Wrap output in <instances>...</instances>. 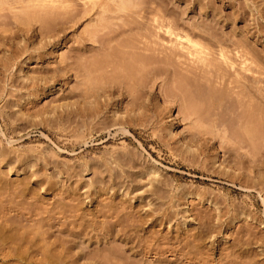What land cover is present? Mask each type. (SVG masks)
<instances>
[{
  "label": "rangeland",
  "instance_id": "rangeland-1",
  "mask_svg": "<svg viewBox=\"0 0 264 264\" xmlns=\"http://www.w3.org/2000/svg\"><path fill=\"white\" fill-rule=\"evenodd\" d=\"M20 1L0 0V216L7 213L14 225L7 232L3 224L9 222L0 217V264H264L262 102L258 105L261 115L257 120L261 124L253 132L252 113L245 105L238 109L242 122L233 116H226L224 120L222 115L209 116L214 105L212 99L216 102L217 97L229 94V88L226 93L218 80H213L217 83L215 89L212 88L215 84L204 83L198 77L191 79L179 67L174 71L173 68L162 70V75L158 73L161 71L151 68L142 75L133 74L136 78L132 79L134 76L127 72L120 74L125 71L117 60L125 61L120 51L112 53L115 57L118 52L115 62L110 57L121 41L129 46L137 40L145 42L146 38L149 46L160 45L168 52L174 47L181 49L189 37L199 40L197 46L201 42L203 48L207 47L209 54H203L201 60L209 65L206 69L212 65L214 69L219 68L218 71L211 68L213 72H226L225 77L233 79L228 86L242 85V92L247 94L254 82L252 78L258 75L262 97L264 0ZM128 25L131 33L125 31L114 37L116 40L101 38V30L106 32L121 26L128 29ZM189 30L196 33L191 35ZM89 34L94 37L86 38ZM100 43L105 49L108 46L109 51L104 48L101 51ZM109 45L116 46L110 49ZM183 49L178 60L173 55L155 57L154 49H150V54L148 50L147 54L142 51L140 58L134 54L133 58L138 63L145 60L149 65L162 58L159 65L173 66L181 59L186 62L192 59L185 55L187 50L182 56ZM221 51L234 59L233 65L221 58ZM132 56L125 57L123 64L127 67H132L128 63ZM103 57L106 62L112 58L116 67L110 59L104 66ZM136 64L133 63L134 67ZM123 74L131 76V83L124 77L123 84H119ZM113 75L116 81L111 79ZM109 83L115 87L112 91L105 87ZM126 83L133 88L126 87ZM99 84L102 89L97 88ZM129 92L132 93L129 95ZM224 127H227L226 135ZM29 207H33L32 212ZM6 208H19L28 214L27 218L22 221L23 218ZM15 223L21 225L19 229ZM15 233L21 236L20 240ZM62 239L67 240L65 244L71 250L67 252L69 255L66 253V260L62 257L63 262L56 255L57 246L62 243L58 241ZM44 251L46 255L51 251L48 257L52 258H43Z\"/></svg>",
  "mask_w": 264,
  "mask_h": 264
},
{
  "label": "bare ground",
  "instance_id": "bare-ground-1",
  "mask_svg": "<svg viewBox=\"0 0 264 264\" xmlns=\"http://www.w3.org/2000/svg\"><path fill=\"white\" fill-rule=\"evenodd\" d=\"M4 1V0H3ZM16 1V0H15ZM20 1V0H19ZM22 1V0H21ZM20 1V2H21ZM33 1V0H32ZM39 1V0H38ZM51 1V0H50ZM26 3H27V1H25ZM30 2V1H29ZM52 2V1H51ZM54 2V1H53ZM1 3V2H0ZM13 3V2H12ZM17 3V2H16ZM15 3V4H16ZM45 3V2H44ZM14 4V5H15ZM18 4H20V3H18ZM34 4V3H33ZM53 5V4H52ZM62 5H63V3H62ZM242 5V4H241ZM134 6V5H133ZM136 6V5H135ZM11 7V6H10ZM41 7V6H40ZM67 7V6H66ZM3 8V7H2ZM125 8V7H124ZM158 9V8H157ZM160 9V8H159ZM242 9V8H241ZM250 9V8H249ZM37 10V9H36ZM46 10V9H45ZM110 10V9H109ZM115 10V9H114ZM128 10V9H127ZM42 11V10H41ZM44 11V10H43ZM43 11H42V13H43ZM47 12H48V10H46ZM159 11V10H158ZM165 11V10H164ZM169 11V10H168ZM246 11V10H245ZM250 11H251V9H250ZM257 11H258V9H257ZM262 11V10H261ZM260 11V12H261ZM38 12H40V10L38 9ZM53 12V11H52ZM56 12V11H55ZM121 12V11H120ZM127 12V11H126ZM133 12V11H132ZM238 12V11H237ZM252 12V11H251ZM263 12V11H262ZM48 13H50V12H48ZM54 13V12H53ZM53 13H51V14H53ZM57 13V12H56ZM63 13V12H62ZM105 13V12H104ZM124 13H125V11H124ZM214 13V12H213ZM28 14V13H27ZM31 14V13H30ZM116 14V13H115ZM263 14V13H262ZM16 15V14H15ZM18 15V14H17ZM32 15V14H31ZM34 15V14H33ZM50 15V14H49ZM61 15V14H60ZM64 15H65V13H64ZM64 15H62L63 17H64ZM68 15V14H67ZM168 15V14H167ZM11 16V15H10ZM42 16V15H41ZM46 16H48V14L46 15ZM66 16V15H65ZM113 16V15H112ZM116 16V15H115ZM144 16V15H143ZM241 16V15H240ZM21 17V16H20ZM20 17H18L19 19H20ZM29 17V16H28ZM68 17V16H67ZM145 17V16H144ZM246 17V16H245ZM248 17V16H247ZM22 18H23V16H22ZM31 18H32V16H31ZM34 18V17H33ZM244 18V17H243ZM258 18V17H257ZM37 19V18H36ZM55 19H57V18H55ZM68 19V18H67ZM139 19V18H138ZM141 19V18H140ZM16 20V19H15ZM14 20V21H15ZM29 20H30V18H29ZM44 20V19H43ZM49 20V19H48ZM51 20V19H50ZM59 20H61V19H59ZM69 20V19H68ZM67 20V21H68ZM256 20H258V19H256ZM14 21H12V23H14ZM21 21H24V20H21ZM28 21V20H27ZM54 21H56V20H54ZM65 21V20H64ZM95 21V20H94ZM98 21V20H97ZM99 21H100V19H99ZM110 21V20H109ZM175 21V20H174ZM252 21V20H251ZM25 22V21H24ZM23 22V23H24ZM39 22V21H38ZM43 22V21H42ZM45 22V21H44ZM43 22V23H44ZM46 22H47V19H46ZM45 22V23H46ZM58 22V21H57ZM63 22V21H62ZM61 22V23H62ZM66 22V21H65ZM70 22V21H69ZM101 22V21H100ZM250 22V21H249ZM257 22V21H256ZM33 23H35V22H33ZM51 23V22H50ZM56 23V22H55ZM55 23H53V24H55ZM59 23V22H58ZM57 23V24H58ZM96 23V22H95ZM98 23V22H97ZM109 23V22H108ZM32 24V23H31ZM46 24H48L49 25V23H46ZM94 24V23H93ZM99 24V23H98ZM104 24V23H103ZM145 24H147V23H145ZM163 24V23H162ZM246 24V23H245ZM16 25V24H15ZM102 25V24H101ZM111 25V24H110ZM251 25V24H250ZM13 26V25H12ZM25 26V25H24ZM27 26V25H26ZM72 26V25H71ZM95 26V25H94ZM129 26V25H128ZM140 26V25H139ZM138 26V27H139ZM143 26V25H142ZM153 26V25H152ZM156 26V25H155ZM245 26V25H244ZM249 26V25H248ZM259 26V25H258ZM262 26V25H261ZM32 27V26H31ZM52 27L53 26H51V30H52ZM104 27V26H103ZM122 27V26H121ZM121 27H120V29H111V28H109V31H106V32H103L104 30H101V38H102V36L103 37H106V39H108V41H110V40H112V38H114V37H116L117 35H122L123 33H126L127 31H129L130 33H131V31H130V29H131V27L129 26V28L128 29H125V28H123L122 27V29H121ZM194 27V26H193ZM13 28V27H12ZM54 28H55V26H54ZM54 28H53V30H54ZM66 28V27H65ZM64 28V29H65ZM98 28V27H97ZM134 28H135V26H134ZM133 28V29H134ZM245 28V27H244ZM252 28V27H251ZM3 29V28H2ZM34 29H35V27H34ZM44 29H46V28H44ZM93 29V28H92ZM111 29V30H110ZM146 29V28H145ZM158 29V28H157ZM256 29V28H255ZM1 30V29H0ZM5 30V29H4ZM47 30H49V29H47ZM155 30H156V28H155ZM163 30V29H162ZM169 30V29H168ZM182 30V29H181ZM259 30V29H258ZM22 31V30H21ZM36 31V30H35ZM46 31V30H45ZM89 30H87L86 32H88ZM93 31V30H92ZM94 31H96V29L94 28ZM126 31V32H125ZM157 31V30H156ZM159 31H161V30H159ZM249 31H250V29H249ZM1 32H2V30H1ZM4 32V31H3ZM42 33L44 32L43 30L41 31ZM48 32V31H47ZM51 32V31H50ZM54 32H55V30H54ZM60 32V31H59ZM85 32V33H86ZM97 32V33H98ZM103 32V33H102ZM145 32V31H144ZM144 32H142L143 33V36H144ZM151 32V31H150ZM171 32V31H170ZM172 32H174V31H172ZM204 32V31H203ZM255 32V31H254ZM259 32H261L260 30H259ZM14 33V32H13ZM32 33V32H31ZM89 33H91L90 31H89ZM93 33V32H92ZM97 33H94V35H97ZM98 33V34H99ZM133 33V32H132ZM138 33H140V32H138ZM160 33V32H159ZM175 33V32H174ZM189 33L191 34V35H194L196 32L195 31H193V30H189ZM252 33H253V31H252ZM255 33H257V31L255 32ZM262 33V32H261ZM11 33H9L8 35H10ZM16 35H17V33H15ZM14 34V35H15ZM22 34V33H21ZM38 34V33H37ZM39 34H40V32H39ZM45 34V33H44ZM50 34V33H49ZM55 34V33H54ZM59 34V33H58ZM88 34V33H87ZM128 34V33H127ZM176 34V33H175ZM179 34V33H178ZM198 34V33H197ZM30 35V34H29ZM46 35V34H45ZM56 35V34H55ZM92 35V37H94V35L93 34H89L86 38H92V37H90ZM132 35V34H131ZM139 35V34H138ZM141 35V34H140ZM181 35V34H180ZM214 35H217V34H214ZM253 35V34H252ZM255 35V34H254ZM51 36V35H50ZM53 36V35H52ZM98 36V35H97ZM176 35H174V37H175ZM261 36V35H260ZM21 37V36H20ZM40 37V36H39ZM96 37V36H95ZM118 37V36H117ZM177 37V36H176ZM9 38V37H8ZM16 38H18V37H16ZM30 38V37H29ZM45 38V37H44ZM49 38V37H48ZM98 38H99V36H98ZM140 38V37H139ZM144 38V37H143ZM180 38V37H179ZM211 38V37H210ZM215 38H217V37H215ZM259 38V37H258ZM94 39V38H93ZM96 39V38H95ZM131 39V38H130ZM135 38H133V40H134ZM148 39V38H147ZM169 39V38H168ZM194 39V38H193ZM209 39V38H208ZM87 40V39H86ZM102 40V39H101ZM114 40H116L115 38H114ZM144 40V39H143ZM149 40V39H148ZM147 40V41H148ZM179 40V39H178ZM177 40V41H178ZM186 42H187V46L186 45H183V47H181V49H183V48H185V49H183V51H182V56H183V52H184V50H187V52L185 53V55H187V56H190L192 59H186L188 62H186V61H181V60H179V62L177 61L179 58H177L178 57V55H180V51H181V49H180V47H179V43H178V47L179 48H175L173 45V47H174V50H173V48H171V49H169V51L167 52L166 51V49H164V48H162V47H160V45H159V47H155L154 45V47H152L151 45L149 46L148 44V42L146 41V38H145V42H143L142 40L140 41V40H137V43H133V44H131V45H129L128 46V44H126V45H124V43L122 44L121 42H119V46L117 45H113V46H116V47H120V45H121V47L120 48H116V47H114V50H112V52L110 53L111 54V56L109 55V53H107L108 54V56H110V57H112L111 59L114 61V59H117V58H115L116 56H117V53H115V57H113V52H116V51H120L119 52V54H121V56L123 55V59H125V61H126V58L125 57H127V59H129L128 57L130 56V55H132L133 54V56H132V58L128 61V63L129 64H132L131 66L132 67H134V65H133V63L135 62V64H136V62L137 61H135L134 59L136 58H133L135 55L134 54H138L137 56L139 57L141 54H143V52L142 51H144V52H146L147 50H148V52L150 51V49H151V51H153L152 49H154V52L155 51H157L156 52V55H155V57H158V58H160V57H164V56H167V55H173V57L172 58H174L175 59V57L177 58V62L178 63H176V62H174L175 64H173V66L172 65H167L166 63H163L162 65H159L160 64V61H162V58H161V60L159 59L158 61H159V63H158V61L155 63V61H154V64L152 65V64H150L149 65V63H146L145 62V60H141V61H144V63L142 62V63H138L137 62V66L136 67H134V68H132V67H130V65H129V67H127L126 65H124L125 64V61H123L124 62V64H123V62H121V58H118L117 60H120L119 61V63L120 64H122L123 66H122V68H124L125 69V71L124 72H121V71H119V72H121L120 74H121V76H122V73H125V72H127L128 73V75L129 74H131V75H133V74H135V75H137V73H143L145 70L146 71H148V70H151V68L152 69H154L153 71H155V72H157V71H161V72H158L159 73V75L161 74L162 75V72L163 71H165L166 69H167V71H169V70H171V68H173V71L174 70H176V69H179L180 68V70L182 69V72H183V70H184V74H185V72H186V74H190L191 76L189 77V78H191V79H195V77H198V78H200V81H201V79H202V81L204 82V83H208L207 81H209V82H211V83H213V84H215L214 83V81L213 80H215V81H217L218 83H219V85H221L220 87H221V89H227V88H229V89H227V90H229V94L227 93L228 91L226 90V93L227 94H225V95H223V96H226V97H223V96H221V97H217L218 99L216 100V102L215 101H213V99H212V104H213V102H214V105H213V107H212V111H211V109H210V111H211V113H210V115L209 116H215L216 117V115L217 116H219V117H221L220 115H222V117L221 118H223V120H224V118L227 116H233L234 117V119H236V120H238L239 119V121H240V113H239V110L241 109V107L242 106H247V107H249L250 108V112L252 113V116H250V117H252L253 118V120H254V122H253V125H254V129H252V130H254L253 132H255L256 130H255V128H257L258 127V125L260 126V124L257 122V120L258 119H260L259 117H260V112H259V110L260 109H258V105L261 103V104H263L264 105V101H263V99H262V97H264V96H262L261 97V91H260V87L257 85V83H258V78L259 77H257L258 75H256V76H254L252 79L254 80V82L251 80V82H253V84L252 85H250V87H251V89H247V90H249V92H250V95H247L249 92L247 91V94H246V92H245V94L242 92L243 90H241V87H243L242 85H239V86H236L235 84V87L237 88H239V90H238V88L236 89L237 91H235V87L233 86V87H231V86H228V83H229V81L230 80H233V79H229L228 80V78L227 77H225V74H226V72L225 73H220V71H219V74L218 73H215V72H213L212 70H211V68L212 69H214L213 67H212V65H210L211 66V68L208 70V69H206V67L205 66H209V65H205V63H203L201 60L204 58V57H202L203 56V54H206L207 53V47H205V48H203L201 45L203 44V43H199V45H200V47L199 46H197V42H199V40H197V42L196 41H193L192 39H190L189 37L188 38H186ZM202 40V39H201ZM203 40H205V39H203ZM227 40V39H226ZM35 41V40H34ZM79 41H81V40H79ZM104 41V40H103ZM208 41V40H207ZM210 41V40H209ZM212 41V40H211ZM211 41H210V43H211ZM230 41V40H229ZM228 41V42H229ZM112 42V41H111ZM156 42V41H155ZM174 42V41H173ZM173 42L171 43V44H173ZM38 43V42H37ZM81 43V42H80ZM104 43H107L106 41L104 42ZM118 43V42H117ZM154 43V42H153ZM219 43V42H218ZM222 43V42H221ZM4 44V43H3ZM31 44V43H30ZM41 44V43H40ZM101 44V48H100V50L102 49V48H104L105 49V46H103L102 45V43H100ZM108 44V43H107ZM106 44V45H107ZM110 44H113V43H110ZM130 44V43H129ZM184 44V43H183ZM207 44H208V42H207ZM241 44V43H240ZM243 45L245 44L244 42L242 43ZM96 45V44H95ZM180 45L182 46V44L180 43ZM21 46V45H20ZM87 46V45H86ZM110 46V49H113L112 47V45H109ZM7 47V46H6ZM37 47V46H36ZM43 47V46H42ZM108 46H106V49L105 50H107V51H109V48H107ZM170 47H171V45H170ZM228 47V46H227ZM241 47H245V46H241ZM15 48H18V47H16V45H15ZM89 48V47H88ZM190 48H193L194 50H192V51H194V52H191V51H189V49ZM224 48V47H223ZM223 48H221V49H223ZM247 48V47H246ZM249 48V47H248ZM44 49V48H43ZM104 49H103V51H104ZM117 49V50H116ZM119 49V50H118ZM176 49V50H175ZM78 50H80V49H78ZM100 50L98 51V53L100 52ZM229 50V49H228ZM247 50V49H246ZM253 50V49H252ZM19 51H20V49H19ZM102 51V50H101ZM111 51V50H110ZM14 52H15V49H14ZM142 52V53H141ZM153 52V53H154ZM243 52H245V51H243ZM247 52V51H246ZM113 53V54H112ZM153 53H151V55L153 54ZM159 53L160 54H162V56H158L159 55ZM164 53V54H163ZM242 53V51L240 52V54ZM254 53V52H253ZM17 54V53H16ZM79 54H80V52H79ZM97 54V53H96ZM130 54V55H129ZM146 54H147V52H146ZM149 54H150V52H149ZM207 54H209V53H207ZM206 54V55H207ZM235 54V53H234ZM238 54V53H237ZM236 54V55H237ZM239 54V55H240ZM256 54V53H255ZM20 55V54H19ZM72 55H73V53H72ZM100 55H101V52H100ZM154 55V54H153ZM152 55V56H153ZM177 55V56H176ZM185 55H184V57H185ZM205 55V57L206 58H208L207 56ZM220 55L222 56L221 58L223 59V57H224V59H225V61H228V62H230V64L231 63H233V58H231V57H229V56H227L226 55V53H224L223 51H221V53H220ZM245 55V54H244ZM82 56V55H81ZM91 56V55H90ZM102 56H104L103 54H102ZM106 56V55H105ZM108 56H107V58H108ZM118 56H120V55H118ZM168 56V57H169ZM175 56V57H174ZM243 56V55H242ZM247 56V55H246ZM252 56V55H251ZM83 57V56H82ZM98 57H99V55H98ZM234 57V56H233ZM254 57V56H253ZM252 57V58H253ZM75 58V57H74ZM140 58V57H139ZM148 58V57H147ZM205 58V59H206ZM218 58V57H217ZM235 58V57H234ZM250 58V57H249ZM78 59V58H77ZM88 59V58H87ZM86 59V60H87ZM110 59V58H109ZM109 59H107V62H108V60ZM110 59V60H111ZM143 59H144V57H143ZM145 59H146V55H145ZM154 59V58H153ZM152 59V60H153ZM170 59V58H169ZM204 59V60H205ZM220 59V58H219ZM256 59V58H255ZM65 60V59H64ZM89 60V59H88ZM91 60V59H90ZM95 60V59H94ZM96 60H98L97 58H96ZM103 60H104V57H103ZM109 60V61H110ZM110 61V62H112V66L114 65L113 63L115 62H113V61ZM139 60V59H138ZM149 60V59H148ZM151 60V59H150ZM152 60H151V62H152ZM157 60V59H156ZM166 60V59H165ZM258 60V59H257ZM260 60V59H259ZM84 61V60H83ZM82 61V62H83ZM99 61V60H98ZM105 61V60H104ZM207 61V60H206ZM211 61V60H210ZM221 61V60H220ZM245 61V60H244ZM88 62H90V61H88ZM87 61H86V63H88ZM106 61L105 62H103L104 64V66H106V65H108V64H106L107 63ZM109 62V66L111 65V63ZM199 62H200V64H199ZM202 62V63H201ZM205 62V61H204ZM227 62V63H228ZM243 62V61H242ZM257 62V61H256ZM80 63H81V60H80ZM101 63H102V61H101ZM162 63V62H161ZM169 63V62H168ZM173 63V62H172ZM207 63V62H206ZM246 63H247V61H246ZM66 64H67V61H66ZM75 64H76V62H75ZM78 64V63H77ZM82 64H84V63H82ZM92 64H94V63H92ZM91 63H90V65H92ZM166 64V65H165ZM209 64V63H208ZM243 63H241V65H242ZM251 64V63H250ZM85 65H87V64H85ZM175 65V66H174ZM204 65V66H203ZM227 65V64H226ZM231 65H233V64H231ZM230 65V66H231ZM261 65V64H260ZM74 66V65H73ZM78 66V65H77ZM93 66V65H92ZM98 66H100V65H98ZM109 66H108V68H109ZM126 66V67H125ZM72 67V66H71ZM70 67V68H71ZM85 67V66H84ZM87 67V66H86ZM90 67L91 66H89V68H87V69H89L88 71H90ZM101 67V66H100ZM114 67V66H113ZM116 67V66H115ZM114 67V68H115ZM119 67H120V65H119ZM119 67H118V70H120L119 69ZM179 67V68H178ZM205 67V68H204ZM215 67V66H214ZM223 67H224V65H223ZM235 67V66H234ZM233 67V68H234ZM251 67V66H250ZM83 68V67H82ZM92 68V67H91ZM94 68H95V65H94ZM96 68H98V67H96ZM95 68V69H96ZM102 68V67H101ZM107 68V67H106ZM105 68V69H106ZM121 68V67H120ZM208 68V67H207ZM225 68V67H224ZM252 68V67H251ZM69 69V68H68ZM75 69V68H74ZM73 69V70H74ZM77 69H78V67H77ZM81 69V68H80ZM85 69V68H84ZM86 69V70H87ZM112 69V68H111ZM215 69H217V68H215ZM214 69V70H215ZM219 69V68H218ZM218 69H217V71H218ZM235 69V68H234ZM237 69H238V67H237ZM255 69V68H254ZM97 70V69H96ZM99 70L101 71L102 69H100L99 68ZM107 70V69H106ZM163 70V71H162ZM224 69L222 68V71L221 72H224L223 71ZM241 70V69H240ZM246 70V69H245ZM248 70V69H247ZM82 71H83V69H82ZM81 71V72H82ZM87 71V72H88ZM111 71V70H110ZM117 71V70H116ZM145 71V72H146ZM153 71H151V73L153 72ZM216 71V72H217ZM227 71V70H226ZM93 73L92 74H94V71H92ZM107 72H109V71H107ZM144 72V73H145ZM150 72V71H149ZM180 72V71H179ZM253 72V71H252ZM259 72V71H258ZM85 73V72H84ZM98 73H99V71H98ZM101 73H103V72H101ZM114 73V72H113ZM117 73V72H116ZM127 73H125V74H127ZM166 73V72H165ZM168 73V72H167ZM166 73V74H167ZM175 73V72H174ZM257 73V72H256ZM87 74V73H86ZM97 74V72L95 71V75ZM108 74V73H107ZM139 74V75H140ZM152 74H154L155 75V73H152ZM157 74V73H156ZM172 74V73H171ZM241 74V73H240ZM263 74V73H262ZM61 75V74H60ZM139 75H137V76H139ZM142 75V74H141ZM153 75V76H154ZM158 75V74H157ZM156 75V76H157ZM246 74L244 73V76H245ZM261 75V74H260ZM97 76V75H96ZM104 76H106L105 74L103 75V77ZM114 76V75H113ZM118 76H119V74H118ZM121 76H120V78H121ZM134 76V75H133ZM145 76V75H144ZM156 76H155V78H156ZM166 76V75H165ZM175 76V75H174ZM227 76V75H226ZM243 76V77H244ZM48 77V76H47ZM89 77V76H88ZM94 77V76H93ZM92 77V78H93ZM108 77H109V75H108ZM126 78L127 76L125 75L124 76V74H123V77H122V79H120V78H118L117 80H119L120 82H119V84L120 83H122L123 84V82H121V80L123 81V78ZM131 77V76H130ZM129 77V78H130ZM142 76H140V78H141ZM40 78V77H39ZM91 78V79H92ZM94 78H97V77H94ZM94 78L92 79L93 81H94ZM105 78H107V76L105 77ZM128 78V77H127ZM126 79V81L128 80V83H131V82H129L130 81V79ZM132 79H134V78H136L135 76L134 77H131ZM154 77H153V79H155ZM179 78H180V76H179ZM197 78V79H198ZM261 78V77H260ZM100 79H101V77H100ZM111 79H114L113 81H116V78H115V76H114V78L112 77ZM146 79H148V78H146ZM151 79V81H152V78H150ZM164 79V78H163ZM184 79V78H183ZM239 79V78H238ZM247 79V78H246ZM84 80V79H83ZM92 80H90V82H92ZM99 80V79H98ZM103 80V79H102ZM138 80H139V78H138ZM137 80V81H138ZM149 80V79H148ZM190 80V79H189ZM199 80V79H198ZM228 80V81H227ZM96 81V80H95ZM112 81V82H113ZM136 81V80H135ZM150 81V82H151ZM213 81V82H212ZM235 81H236V79H235ZM89 82V81H88ZM89 82V83H90ZM97 82H99L100 83V81H97ZM134 82V81H133ZM142 83H143V81H141ZM184 82V81H183ZM191 82V81H190ZM227 82V83H226ZM236 82H238V81H236ZM256 82V83H255ZM262 82V81H261ZM37 83V82H36ZM87 83V82H86ZM88 83V84H89ZM92 83H94V82H92ZM118 83V82H117ZM139 83V82H138ZM204 83H203V85H204ZM243 83V82H242ZM106 83H104V85H105ZM111 83H109V85L107 84L105 87H107L108 88V90L109 91H112V88H115V87H112L111 85H110ZM145 84V83H144ZM154 84V83H153ZM217 84V83H216ZM216 84L215 85H213L214 87H212V88H215L216 89ZM237 84H240V83H237ZM87 85V84H86ZM100 85V84H99ZM121 85V84H120ZM124 85H125V83H124ZM124 85H122V86H124ZM130 84H128V86H129ZM139 85V84H138ZM147 85H148V83H147ZM146 85V86H147ZM199 85H200V83H199ZM41 86V85H40ZM88 86V85H87ZM91 85H89V87H90ZM113 86H115L114 84H113ZM119 86V85H118ZM127 86V83H126V87H128ZM130 86H132V85H130ZM204 86H206V85H204ZM212 86V85H211ZM245 86V85H244ZM101 87V85L99 86V87H97V88H100ZM142 87V86H141ZM149 87V86H148ZM188 87V86H187ZM206 87H208V86H206ZM219 87V88H220ZM94 89V86L92 87L91 86V89ZM96 88V87H95ZM96 88V89H97ZM131 88H133V86L131 87ZM130 88V89H131ZM245 88V87H244ZM84 89V88H83ZM92 89V90H93ZM101 89H102V87H101ZM100 89V90H101ZM123 89V88H122ZM188 89V88H187ZM206 89H208V88H206ZM209 89H211V88H209ZM221 89H220V91H221ZM246 89V88H245ZM104 90H105V88H104ZM107 90V89H106ZM133 90V89H132ZM212 90V89H211ZM214 90V89H213ZM264 90V89H263ZM94 91H95V89H94ZM98 91V90H97ZM139 91V90H138ZM142 91H144V90H142ZM196 91V90H195ZM205 91V90H204ZM219 91V90H218ZM224 91V90H223ZM126 92H127V90H126ZM135 92V91H134ZM191 92V91H190ZM193 92V91H192ZM200 92H202V91H200ZM199 92V93H200ZM217 92V91H216ZM83 93V92H82ZM84 93H86L85 91H84ZM83 93V94H84ZM102 93V92H101ZM125 93V92H124ZM132 93V92H131ZM130 92H129V95L131 94ZM143 93V92H142ZM147 92H144V94H146ZM178 93V92H177ZM208 93V92H207ZM211 93V92H210ZM82 94V95H83ZM98 94V93H97ZM118 94V93H117ZM182 94V93H181ZM187 94V93H186ZM193 94H195V93H193ZM212 94V93H211ZM89 95H91L90 93H89ZM112 95H114V93H112ZM128 95V96H129ZM139 96H140V94H138ZM175 95V94H174ZM216 95V94H215ZM85 96H86V94H85ZM97 96H100V95H97ZM131 96H133V94L131 95ZM179 96V95H178ZM198 96V95H197ZM205 96V95H204ZM203 96V97H204ZM212 96V95H211ZM84 97V96H83ZM82 97V98H83ZM89 96L87 95V98H88ZM109 97V96H108ZM136 98H137V95L135 96ZM200 97V96H199ZM213 97V96H212ZM133 98V97H132ZM136 98H134V99H136ZM141 98H142V96H141ZM198 98V97H197ZM207 98V97H206ZM131 99V98H130ZM134 99H131V100H134ZM139 99H140V97H139ZM106 100H108V99H106ZM137 100V99H136ZM200 100H201V98H200ZM215 100V99H214ZM170 101V100H169ZM190 101V100H189ZM191 101H192V99H191ZM210 101V100H209ZM137 102V101H136ZM196 102V101H195ZM194 102V103H195ZM197 103V102H196ZM185 104H186V102H185ZM212 104H211V106H212ZM199 105V104H198ZM203 105V104H202ZM208 105V104H207ZM128 106V105H127ZM232 106V107H231ZM186 107V106H185ZM210 108V107H209ZM208 108V109H209ZM244 108V107H243ZM196 109V108H195ZM239 109V110H238ZM197 110V109H196ZM209 111V112H210ZM192 114H194V113H192ZM198 114H200V113H198ZM145 115V114H144ZM202 116H203V114H202ZM188 117V116H187ZM198 117V116H197ZM200 117V116H199ZM207 118H208V116H207ZM221 118H219V119H221ZM212 119V118H211ZM233 119V120H234ZM243 119V118H242ZM262 119V118H261ZM197 120V119H196ZM216 120V119H215ZM200 121H202V120H200ZM209 121V120H208ZM260 121V120H259ZM262 121V120H261ZM216 122H218L217 120H216ZM221 122V121H220ZM225 122V121H224ZM234 122V121H233ZM240 122H242V121H240ZM202 123V122H201ZM222 124H223V122H222ZM232 124V123H231ZM234 124V123H233ZM236 124V123H235ZM221 125V124H220ZM239 125V124H238ZM252 125V124H251ZM252 125V126H253ZM216 126H217V124H216ZM225 126V125H224ZM218 127V126H217ZM237 127V126H236ZM249 127V126H248ZM219 128V127H218ZM225 128H227V127H224L223 129L226 131V133H225V131L223 130V132L222 133H225L224 135H226L227 134V130L225 129ZM244 128V127H243ZM252 128V127H251ZM262 128H264V126L262 127ZM221 129V128H220ZM229 129V128H228ZM247 129V128H246ZM249 129V128H248ZM239 130V129H238ZM251 130V129H250ZM257 130H258V128H257ZM220 131V130H219ZM230 131V130H229ZM240 131V130H239ZM199 132V131H198ZM204 132H205V130H204ZM204 132H203V134H204ZM207 132V131H206ZM206 132H205V134H206ZM251 132V131H250ZM257 132V131H256ZM221 133V132H220ZM230 133V132H229ZM202 134V133H201ZM257 134V133H256ZM220 135H222L223 136V134H220ZM242 135V134H241ZM249 135H251V134H249ZM246 136V135H245ZM252 136H253V134H252ZM256 136V135H255ZM228 137H230L229 135H228ZM237 137V136H236ZM239 137V136H238ZM244 137V136H243ZM251 137V136H250ZM257 138V137H256ZM222 139V138H221ZM226 139V138H225ZM237 139V138H236ZM244 139V138H243ZM251 139V138H250ZM227 140H229V138L227 139ZM254 140V139H253ZM239 142V141H238ZM225 143V142H224ZM241 143V142H240ZM233 144V143H232ZM247 144V143H246ZM221 145V144H220ZM228 145H230V144H228ZM235 145V144H234ZM241 145V144H240ZM242 145H244V144H242ZM246 146V145H245ZM244 146V147H245ZM229 147V146H228ZM243 147V146H242ZM258 147V146H257ZM228 149V148H227ZM240 149V148H239ZM246 150V149H245ZM244 150V151H245ZM255 150V149H254ZM253 150V151H254ZM234 151V150H233ZM256 152V151H255ZM254 152V153H255ZM247 153V152H246ZM254 153H252V155H254ZM240 154V153H239ZM228 156V155H227ZM227 156H226V158H227ZM257 157V156H256ZM228 159V158H227ZM230 160V159H229ZM232 160V159H231ZM234 161H236V160H234ZM251 161V160H250ZM228 162V161H227ZM252 162V161H251ZM258 162V161H257ZM235 165V164H234ZM248 174V173H247ZM249 176V175H248ZM254 178V177H253ZM249 180V179H248ZM247 180V181H248ZM44 184V183H43ZM251 184H252V181H251ZM38 187V186H37ZM18 190V189H17ZM15 192V191H14ZM22 193V192H21ZM28 194H31V193H28ZM13 197V196H12ZM17 199V198H16ZM24 199V198H23ZM34 202V201H33ZM23 204V203H22ZM29 204H31L32 205V203H29ZM38 204V203H37ZM6 205V204H5ZM17 205V204H16ZM21 205V204H20ZM9 206V205H8ZM7 206V207H8ZM24 206V205H23ZM26 206V205H25ZM27 206H29V205H27ZM39 206V205H38ZM12 207V206H11ZM19 207V206H18ZM2 208V207H1ZM14 208V207H13ZM15 208H16V206H15ZM23 208H25V207H23ZM30 208V212H32V210H33V207L31 208V207H29ZM6 209H8V208H6ZM10 209L11 208H9L8 210H9V212H10ZM27 209V208H26ZM13 210V212L15 213V215L17 216V215H19V217H21V218H23V220L22 221H25L24 219H25V217H26V215H28L27 213L25 214V212H22V210H19V208L18 209H11V211ZM25 211V210H24ZM28 211H29V209H28ZM35 211V210H34ZM120 211V210H119ZM228 211V210H227ZM8 212V211H7ZM29 212V213H30ZM35 213V212H34ZM4 216H0V217H4L5 218V221L6 222H9L8 224H6V223H4L3 224V228L5 229V230H8L7 232H9V230H11V228L13 229V226L14 225H12V223L10 222V220H11V216H7V213H5L4 212ZM32 214V213H31ZM31 214H29V215H31ZM40 214H42L41 212H40ZM0 215H1V212H0ZM25 215V216H24ZM35 215V214H34ZM33 216V215H32ZM134 216V215H133ZM19 217H17V218H19ZM30 217V216H29ZM51 217V216H50ZM27 218V217H26ZM40 218V217H39ZM39 218H37V219H39ZM1 219V218H0ZM14 219H15V217H14ZM20 219V218H19ZM47 219V218H46ZM137 219V218H136ZM48 220V219H47ZM13 221V220H12ZM18 221V219L16 220V222ZM22 221H21V225H24V223L22 224ZM27 221V220H26ZM32 221V220H31ZM42 221V220H41ZM45 221V220H44ZM138 221V220H137ZM35 222V221H34ZM55 222V221H54ZM131 222V221H130ZM134 222V221H133ZM27 223V222H26ZM20 224V223H19ZM42 224H44V223H42ZM50 224V223H49ZM137 224H138V222H137ZM140 224V223H139ZM15 225L17 226L18 224L17 223H15ZM21 225H19V226H17V229H19V227L21 226ZM15 226V227H16ZM25 226H27V225H25ZM49 226V225H48ZM51 226V225H50ZM29 227V226H28ZM42 227V226H41ZM213 227V226H212ZM22 228H23V226H22ZM21 228V229H22ZM33 228V227H32ZM32 228H30V229H32ZM24 229H27V228H24ZM47 230V229H46ZM45 230V232H47L48 233V231H46ZM49 230V229H48ZM51 230V229H50ZM60 230V229H59ZM63 230V229H62ZM2 231V230H1ZM18 231H20L21 232V230H17V233H18ZM26 231V230H25ZM28 231V230H27ZM81 231V230H80ZM3 232V231H2ZM4 232H6V231H4ZM14 232V231H13ZM15 232H16V230H15ZM30 232V231H29ZM29 232H27V233H29ZM120 232V231H119ZM26 233V234H27ZM34 233H36V231L34 232ZM85 233V232H84ZM9 234V233H8ZM7 234V235H8ZM21 234V233H20ZM24 234V233H23ZM30 234L32 235L33 233H31L30 232ZM29 234V235H30ZM38 234V233H37ZM49 234V233H48ZM81 234H83L82 232H81ZM6 235V236H7ZM11 235H13V234H11ZM15 235H16V233H15ZM54 235V234H53ZM60 235H61V233H60ZM63 235H64V233H63ZM78 235V234H77ZM76 235V236H77ZM17 236H19L18 238H19V240L21 239V236L20 235H16V238H17ZM23 236V235H22ZM44 236V235H43ZM49 236V235H48ZM56 236H57V234H56ZM66 236V235H65ZM9 237H11V236H9ZM27 237V236H26ZM30 237V236H29ZM32 237V236H31ZM35 237V236H34ZM41 237V236H40ZM12 238H14V239H16L14 236L12 237ZM28 238V237H27ZM27 238H25V241L27 242ZM75 238V237H74ZM23 239H24V236H23ZM30 239V238H29ZM34 239V238H33ZM44 239V238H43ZM50 239V238H49ZM69 239V238H68ZM45 240V239H44ZM52 240V239H51ZM14 241V240H13ZM34 241V240H33ZM49 241V240H48ZM58 241V240H57ZM65 241H67V240H64V239H62L61 241L59 240L58 242H62L60 245H58L57 247H59L60 248V250H59V248H58V254H56V251L54 250V248L52 249L53 251H55L54 252V254H56L59 258H60V260L62 259V257H64L65 255H67L69 252L68 251H71L70 250V247L69 246H67L66 244H65ZM70 241H71V239H70ZM16 242V241H15ZM22 242H23V240H22ZM28 242H31V240L30 241H28ZM47 242V241H46ZM53 241H51V243H52ZM14 243V242H13ZM41 243H42V241H41ZM50 243V244H51ZM66 243H68V242H66ZM47 244H49V243H47ZM58 244V243H57ZM13 245V244H12ZM31 245H33V244H31ZM55 246H53V247H55V249H56V244H54ZM70 245V244H69ZM77 245V244H76ZM35 246V245H34ZM47 245H45V247H46ZM51 246V245H50ZM13 247V246H12ZM49 247V246H48ZM76 247V246H75ZM47 248V247H46ZM68 248H69V250H68ZM80 248V247H79ZM98 248V247H97ZM8 249V248H7ZM34 249V248H33ZM41 249V248H40ZM50 249V248H49ZM100 249V248H99ZM20 250V249H19ZM19 250H18V252H19ZM38 249H36V251H37ZM43 250V249H42ZM45 250V249H44ZM51 250V249H50ZM112 250V249H111ZM114 251H116L115 249H114ZM9 252H10V250H9ZM42 252V251H41ZM45 252V253H44ZM43 253H42V255L41 254H39V255H41L43 258L45 257V259H47L48 260V255L51 253V251L49 252V254L48 255H46V251H44ZM68 252V253H67ZM83 252V251H82ZM94 252V251H93ZM97 252V251H96ZM67 253V254H66ZM88 253V252H87ZM101 254H102V252H100ZM7 254V253H6ZM71 254V253H70ZM91 254V253H90ZM104 254V253H103ZM109 254V253H108ZM111 254V253H110ZM53 255V254H52ZM51 255V256H52ZM69 255V254H68ZM67 255V256H68ZM89 255V254H88ZM95 255H96V253H95ZM106 255V254H105ZM118 255V254H117ZM6 256V255H5ZM56 256V257H57ZM67 256H65V259H62V260H66V257ZM107 256V255H106ZM112 256V255H111ZM122 256V255H121ZM34 257V256H33ZM41 257V259H43ZM88 257V256H87ZM86 257V258H87ZM101 257V256H100ZM104 257V256H103ZM103 257H101V258H103ZM114 257H115V255H114ZM114 257H111V258H114ZM52 258V257H51ZM51 258H49V259H51ZM54 258V257H53ZM90 258V257H89ZM96 258V257H95ZM101 258H100V260H101ZM111 258H110V260H111ZM93 259V258H92ZM98 259V258H97ZM104 259V258H103ZM102 259V260H103ZM61 260V261H62ZM94 260V259H93ZM99 260V259H98ZM101 260V261H102ZM105 260V259H104ZM108 260H109V258H108ZM107 260V261H108ZM130 260V259H129ZM55 261V260H54ZM53 261V262H54ZM107 261H106V263H107ZM119 261H120V259H119ZM122 261V260H121ZM38 262V261H37ZM58 262V261H57ZM60 262V261H59ZM58 262V263H59ZM63 262V261H62ZM103 262H105V261H103ZM114 262V261H113ZM113 262H111L110 261V263H113ZM125 262V261H124ZM51 263V262H50ZM86 263V262H85ZM135 263V262H134ZM68 264H70L69 262H68ZM91 264V263H90ZM105 264V263H104ZM114 264V263H113ZM127 264V263H126ZM131 264V263H130Z\"/></svg>",
  "mask_w": 264,
  "mask_h": 264
}]
</instances>
